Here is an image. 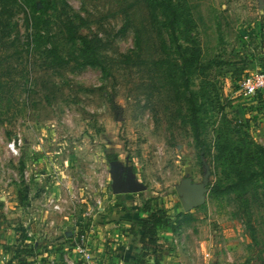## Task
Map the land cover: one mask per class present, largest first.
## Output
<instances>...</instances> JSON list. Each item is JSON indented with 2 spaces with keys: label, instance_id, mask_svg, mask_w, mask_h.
Segmentation results:
<instances>
[{
  "label": "rangeland",
  "instance_id": "obj_1",
  "mask_svg": "<svg viewBox=\"0 0 264 264\" xmlns=\"http://www.w3.org/2000/svg\"><path fill=\"white\" fill-rule=\"evenodd\" d=\"M33 1L38 9L53 5L40 45L28 19L41 10L26 0L0 2V230L20 233L28 226L40 244L58 234L63 242L74 239L81 224L89 223L90 233L101 222L107 235L136 237L143 200L151 199L170 217L160 232L170 264H264V206L228 192L230 181L213 158L219 139L264 146V90L246 95L244 78L235 88L229 72L264 69V0H176L184 14L177 35L199 55L190 87L205 105L207 154L186 123L185 101L154 70L163 55L159 39L170 40L167 30L152 25L148 6ZM133 23L147 25L141 51ZM69 24L101 40L106 71L78 66L81 43L63 35ZM203 160L211 168L209 193L203 206L186 213L176 187L187 174L202 182ZM113 171L131 174L146 191L116 195Z\"/></svg>",
  "mask_w": 264,
  "mask_h": 264
},
{
  "label": "trees",
  "instance_id": "obj_2",
  "mask_svg": "<svg viewBox=\"0 0 264 264\" xmlns=\"http://www.w3.org/2000/svg\"><path fill=\"white\" fill-rule=\"evenodd\" d=\"M10 2L11 0H0ZM127 1V0H126ZM31 3L37 10H41L33 19H28V23L34 22L33 29L36 31V41L38 45L46 37V33H42V27L47 26L49 21L46 20V14L49 12L53 5L46 3L43 7L38 9V4L33 0H26ZM138 3L144 4L151 9V15L154 18L153 26L162 33L163 30H167L169 36L168 41L161 37L160 47L161 59L153 63L154 70L161 72L163 77L166 75V79L170 83L165 82L171 90H176V96L182 101H185L187 105L186 123L192 127L195 135V139L199 147L203 149L205 154L209 152L206 148V141L203 138L205 136V120L203 114L205 113V105L200 103L199 96L192 92L191 89V76L193 72L198 68L199 55L195 53H189L187 48H184L179 35V27H181L184 19V14L181 11L180 5L176 0H138ZM37 9V10H36ZM162 18L158 21L157 18ZM126 27H129L131 23H126ZM132 27L136 33V43L138 49L143 50V44L141 37L147 31V25L142 23L139 26L132 24ZM149 28V25H148ZM155 29V30H156ZM66 30V31H65ZM63 31L65 40L76 44L81 43L79 58L77 63L79 67H93L102 68L104 71L105 65L101 59L100 52L102 50L101 40L98 38H89L82 36L78 33V29L74 25H67ZM42 34V35H41ZM55 53V51H52ZM193 54V55H192ZM131 56L127 55L126 59H130ZM232 84L235 87L237 83L249 76L245 74L244 69L237 68L234 71L230 70ZM165 79V80H166ZM243 80V81H244ZM236 88V87H235ZM238 134L250 137L248 133L238 131ZM216 155L214 163L221 169V173L225 178L230 181L226 188L228 192H235L236 198L239 201L246 202L254 198L255 201L262 202L264 206V146L256 143L252 139L248 141H231L230 139H219L216 143ZM204 154V155H205ZM109 161H117V157H110ZM222 181L215 185V193L221 191ZM249 197H246L247 195ZM247 206V204H246ZM145 217L140 220V243L141 250L138 252V259L135 257L137 264L143 263V258L151 260L152 263L148 264H163V252L165 245L160 238V232L170 226V217L168 211L163 205H159L155 200H143V209ZM89 231V223L80 225L78 231L79 237L87 236ZM134 231V230H133ZM132 231V233H133ZM136 235V233H133Z\"/></svg>",
  "mask_w": 264,
  "mask_h": 264
},
{
  "label": "crops",
  "instance_id": "obj_3",
  "mask_svg": "<svg viewBox=\"0 0 264 264\" xmlns=\"http://www.w3.org/2000/svg\"><path fill=\"white\" fill-rule=\"evenodd\" d=\"M96 224L86 237L90 251L100 264H137L134 253L140 251V236L128 233L107 235L99 226L101 222ZM26 229L20 233L0 230V264H65V258L76 264L80 262L75 253V238L63 242L58 234L56 238L39 244L31 228L27 226ZM167 259L164 255L163 264L169 263Z\"/></svg>",
  "mask_w": 264,
  "mask_h": 264
},
{
  "label": "water",
  "instance_id": "obj_4",
  "mask_svg": "<svg viewBox=\"0 0 264 264\" xmlns=\"http://www.w3.org/2000/svg\"><path fill=\"white\" fill-rule=\"evenodd\" d=\"M204 175L202 182H194L187 174L182 179L180 185L176 187L177 193L180 196L183 209L186 213L191 212L203 206L209 193V182L211 177V168L207 161L203 160ZM113 189L116 195H129L143 193L147 187L143 183L136 181V179L129 173L123 179L121 174L117 171L112 172Z\"/></svg>",
  "mask_w": 264,
  "mask_h": 264
},
{
  "label": "built area",
  "instance_id": "obj_5",
  "mask_svg": "<svg viewBox=\"0 0 264 264\" xmlns=\"http://www.w3.org/2000/svg\"><path fill=\"white\" fill-rule=\"evenodd\" d=\"M243 93L249 96H256L258 92L264 90V69L257 67L256 71L250 74L241 85ZM12 150H16V142L11 146ZM54 210H61V206L56 204L53 206ZM75 253L79 258L80 264H100L96 257L89 251L87 246V237L76 235L75 237ZM67 264H76L75 261H71L65 258ZM77 263V264H79Z\"/></svg>",
  "mask_w": 264,
  "mask_h": 264
},
{
  "label": "flooded vegetation",
  "instance_id": "obj_6",
  "mask_svg": "<svg viewBox=\"0 0 264 264\" xmlns=\"http://www.w3.org/2000/svg\"><path fill=\"white\" fill-rule=\"evenodd\" d=\"M127 173H123L122 178L124 179Z\"/></svg>",
  "mask_w": 264,
  "mask_h": 264
}]
</instances>
